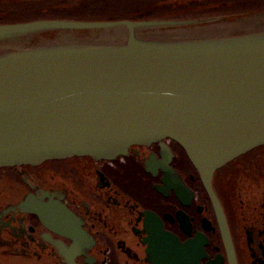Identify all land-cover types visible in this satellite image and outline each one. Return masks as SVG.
Instances as JSON below:
<instances>
[{"label": "water", "instance_id": "95a60500", "mask_svg": "<svg viewBox=\"0 0 264 264\" xmlns=\"http://www.w3.org/2000/svg\"><path fill=\"white\" fill-rule=\"evenodd\" d=\"M184 23H0V167L72 157L115 160L132 147L171 139L197 171L232 258L230 231L212 179L218 169L264 145V26L188 39L143 32ZM50 32L60 36L40 37ZM74 33H83V40L72 38ZM28 211L49 216L53 209L32 206ZM143 214L147 261L182 264L187 257L198 264L192 250L198 237L181 243L155 214ZM53 215L62 217L54 212L52 220ZM55 224L80 236L71 219ZM82 245L73 244L72 251Z\"/></svg>", "mask_w": 264, "mask_h": 264}, {"label": "flooded vegetation", "instance_id": "af4514ba", "mask_svg": "<svg viewBox=\"0 0 264 264\" xmlns=\"http://www.w3.org/2000/svg\"><path fill=\"white\" fill-rule=\"evenodd\" d=\"M136 1L127 10L89 17L75 13L79 6L68 0H32L26 6L55 2L66 9L1 21L57 17L185 22L143 31L163 39L234 35L264 26V0ZM68 9L76 11L67 14ZM54 36L60 33L40 37L54 40ZM72 38L83 40L84 34L74 33ZM263 150L264 145L254 148L213 175L232 239V258L197 171L171 139L162 140V145L132 147L126 156L112 161L72 157L0 167V264H151L146 260L145 212L155 214L163 229L181 243L198 237L192 247L198 264H264ZM32 206L52 207L53 212L39 216L28 211ZM54 212L62 217L53 215L52 220ZM69 219L81 229L80 236L74 238L55 224ZM73 244H83L82 250L72 251Z\"/></svg>", "mask_w": 264, "mask_h": 264}, {"label": "rangeland", "instance_id": "374dc122", "mask_svg": "<svg viewBox=\"0 0 264 264\" xmlns=\"http://www.w3.org/2000/svg\"><path fill=\"white\" fill-rule=\"evenodd\" d=\"M27 1H32V0H0V19L6 20L13 17L15 18L17 16L30 17L33 16V14L35 13L44 14L45 11L49 12V10H55L57 12H60L66 9L63 6H57L55 2H51L48 5L40 6V7L33 4L26 6ZM68 1L71 2L72 5L79 6L78 7L79 10L75 13L87 14L89 15V17H91V15L101 14V13L115 14L120 12L119 9L125 8L127 10L129 7H133L132 5L134 4L137 5L139 3L136 0H95L93 3H88V4L81 3L82 0L80 1V3H78L79 0H68ZM54 4L56 6H54ZM38 9L41 12H39ZM262 158L264 160V156Z\"/></svg>", "mask_w": 264, "mask_h": 264}, {"label": "bare ground", "instance_id": "6f19581e", "mask_svg": "<svg viewBox=\"0 0 264 264\" xmlns=\"http://www.w3.org/2000/svg\"><path fill=\"white\" fill-rule=\"evenodd\" d=\"M161 244H162V243H161ZM162 246H163V249H164V250H168V249H169L170 252H173V250H174V251H176V252L178 253V250H177V249H174V247L164 246L163 244H162ZM169 250H168V251H169ZM176 252H175V253H176ZM178 258H179V260L183 258V259H182L183 261H182V262L180 261L182 264H189V263H190V264H193V263L191 262V260L195 261V259H193V258H190L191 260H190L189 258H187V257H182V258H181V257H178Z\"/></svg>", "mask_w": 264, "mask_h": 264}, {"label": "trees", "instance_id": "16d2710c", "mask_svg": "<svg viewBox=\"0 0 264 264\" xmlns=\"http://www.w3.org/2000/svg\"><path fill=\"white\" fill-rule=\"evenodd\" d=\"M25 9H28V8H25ZM66 11H68L67 14H72V12H75L76 10H74V9H68ZM0 20H2V19H0Z\"/></svg>", "mask_w": 264, "mask_h": 264}]
</instances>
